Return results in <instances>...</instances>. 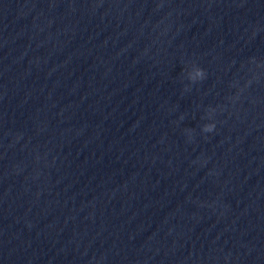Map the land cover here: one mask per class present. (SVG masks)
Instances as JSON below:
<instances>
[{"label": "water", "instance_id": "1", "mask_svg": "<svg viewBox=\"0 0 264 264\" xmlns=\"http://www.w3.org/2000/svg\"><path fill=\"white\" fill-rule=\"evenodd\" d=\"M0 264H264V0H0Z\"/></svg>", "mask_w": 264, "mask_h": 264}, {"label": "clouds", "instance_id": "2", "mask_svg": "<svg viewBox=\"0 0 264 264\" xmlns=\"http://www.w3.org/2000/svg\"><path fill=\"white\" fill-rule=\"evenodd\" d=\"M186 78L187 80L195 84L197 82H201L204 79H206V72L204 69L200 68L197 64L193 63L191 65L190 70L186 72ZM189 89L185 87L184 91H188ZM215 109L209 107L205 110V115L201 117V119L209 121L208 123H204L200 126V131L202 134H210L213 133L216 129V122L214 120L215 116ZM183 120V117L180 118ZM186 136L188 137L189 142H191L194 139V133L195 129L193 128H187L184 130Z\"/></svg>", "mask_w": 264, "mask_h": 264}]
</instances>
